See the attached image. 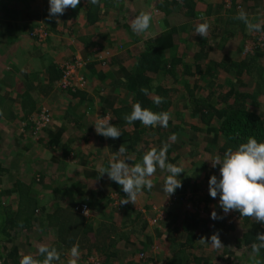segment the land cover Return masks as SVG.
Returning <instances> with one entry per match:
<instances>
[{"label": "crops", "instance_id": "obj_1", "mask_svg": "<svg viewBox=\"0 0 264 264\" xmlns=\"http://www.w3.org/2000/svg\"><path fill=\"white\" fill-rule=\"evenodd\" d=\"M191 1L196 4L199 13L198 18L192 20L193 26L196 28L202 20L210 19L220 30L215 37H211L214 45L205 46L207 59L202 61L201 58H194L203 51L204 38L195 30H190L191 19L186 16L188 9L180 5L187 0H100L98 5L81 0L76 9L69 7L62 16L55 17L54 25L49 18V3L46 0H28V6L18 8L13 2L10 6L8 0H0V86L3 87L4 96H9L0 106V110H3V114H0V162L3 160L9 168L1 176L3 184L0 190L11 189L10 179H13V183L22 181L29 184L27 174L38 170L41 172V168L47 172V176H52L49 178H57L60 166L51 163V158H55L66 163L60 174L82 184L81 191L88 193L80 198L76 188L71 190L67 198L74 199L72 205L86 204L85 196L96 191L102 193L97 199L102 203L105 216L111 215L119 226L126 220L123 211L132 209L135 213L143 214L153 245L147 252V255L150 253L154 257L149 263H166L167 254L179 248V245H173L181 235L176 230L186 228L189 218L196 221V246L207 245L209 236L204 230L203 221L210 217L213 210L220 208L219 196L211 198L208 190L210 176H219V169L214 168L211 161L219 155L224 141L216 122L213 124L214 130L209 131L204 120L190 114L189 109L183 112L180 119L174 118L171 112L175 107L172 104L173 107L167 106V102H173L179 96L178 90L183 89L186 82L199 81L200 77L189 70L190 64L207 65L211 61L215 63L214 68L222 65L213 72L216 94L225 95L236 89V92L251 95L253 99L247 101L248 109L264 119V50L254 42L251 44L256 33L249 35L244 23L236 18L239 11L244 10L254 23L264 25V0ZM141 12L152 15V24L148 32L138 35L132 31L130 24ZM29 26L37 28L35 35L41 37V33L47 31L50 35H46L45 41L36 43L27 34ZM185 26L188 28L184 32ZM170 27L180 31L172 35V45L178 47L165 52V57L170 58L175 52L178 59L187 65L178 70V82L173 85L171 78L159 79L152 74L149 76L152 83L140 88L136 94L130 93V98H127L124 85L128 84V80L123 79L118 56L130 52L129 48L134 46L138 47L139 52H144L147 39L161 37ZM11 38L16 41H10ZM123 46H127L126 50L122 49ZM102 54L111 55L113 62L107 68L92 64ZM137 56L130 58L127 55L124 69L138 63ZM64 63L75 66L72 85H78L83 78L87 81L74 95L59 88L60 77L63 76H60L59 70ZM239 73L242 75L238 81L243 82L237 85ZM173 87L176 91L172 90ZM144 88L148 89V95L141 91ZM26 94L30 96L26 97ZM160 97H163L162 103H152ZM24 103H28V107ZM135 103L153 112L161 107L165 109L171 116L168 127H145L139 121L128 124L125 117ZM29 109L34 113L30 114ZM42 109L49 110L52 119L49 125L41 127V136H37L30 120L40 117L41 113H38ZM105 115L121 131L120 138H105L96 133L94 124ZM172 136H175V140L171 139ZM163 144L169 146L168 162L178 164L185 170L180 177L182 187L168 197L162 191L167 172L158 168L152 177V190H143L135 204L121 205L125 194L120 187L113 185L115 182L110 181L107 174L100 176V170L108 167L122 145L127 149L126 154L132 155L131 163L135 164L149 149H159ZM21 149H25L22 154L19 153ZM42 154L45 157L43 162ZM9 194L5 201L16 203L15 196ZM68 204L61 203V206L66 208ZM90 212L89 216H85L87 219L96 216V221H99L104 215ZM229 215L230 225L232 216L233 223H236L238 217L234 211L226 217ZM155 220L156 224L152 223ZM155 226L159 227L156 229ZM166 230L174 233L170 243L159 236ZM228 249L232 251L231 246ZM139 251L133 249L125 252L126 261L136 257L142 259L144 252ZM22 252V255H27L24 250ZM212 254L216 260L218 255L204 247L203 258H212ZM89 260L94 259L90 257Z\"/></svg>", "mask_w": 264, "mask_h": 264}, {"label": "trees", "instance_id": "obj_2", "mask_svg": "<svg viewBox=\"0 0 264 264\" xmlns=\"http://www.w3.org/2000/svg\"><path fill=\"white\" fill-rule=\"evenodd\" d=\"M12 2L17 5V8L28 6V0H8V5L11 6ZM180 5L187 7L186 16L191 19L190 30H195L192 20H196L199 15L196 11V4L191 0H187L186 3ZM16 11L15 9V13ZM54 19L55 17L50 18L53 25ZM204 20L205 21L202 20L201 23L206 22L210 25L208 35L203 39V51H201L199 56L194 58V60H199V58H201V61L202 59H207L205 46L212 45L213 41L211 37H215L220 31L213 21L210 19ZM187 28L186 26L184 27V32ZM36 29L37 28L33 26H29V31L27 32L30 39L36 43L45 41L46 35H50L47 31V33H44V38H41L40 35H35L34 32ZM169 29L170 30L162 34L161 37L147 39L146 46L144 47L146 50L144 52H139L138 47L134 46L129 48L130 52L121 53L120 56H118L117 61H119V67L120 64L123 67H120L124 74L123 77H125L123 79L126 81L128 80V84L126 83L124 85L125 96L127 98H130V93L134 92L136 94L139 92L138 90L140 88L146 87L152 83L153 81L149 77L152 74H155L159 79L166 77L171 78L173 85L178 82L176 79L177 76H179L178 70L183 66L187 67V65L183 64L182 61L178 59L175 52L172 53L170 58L165 57V52H171L177 49L178 45H172V35L180 33L176 27H170ZM261 35V33H256L251 39V44L254 42L258 48L264 50V44L259 42ZM160 39H163V41L160 42ZM10 41L15 42L16 39L11 38ZM126 48L127 46L122 47V49L125 50ZM97 54L99 53H95V55ZM137 54L139 55L138 63L130 66L127 70L124 69L123 64L126 63L127 55H129L130 58H134ZM111 59L110 54H102V56L97 57L92 64L96 63L102 68H107L113 62ZM72 66L71 64L68 65V63H64L60 68V76L61 74H63V76L62 78L60 77L61 80L59 79V88L74 95L78 93L82 84L85 86L87 81L83 78L78 85H72V75L67 76L68 72L72 73L70 69L75 68ZM212 66H215V63L211 61L208 62L207 65H200L198 63L190 64L189 70L191 72L193 71L192 74L194 76L197 75L200 77L199 81L194 83L186 82L183 89L178 90L179 96L176 97L173 102H167V106L173 105L175 107L171 115L179 119L183 116V112L189 109L190 114L204 120V124L209 131L214 130L215 125L213 124L216 122L218 124L217 129L224 141L218 156L223 158L225 151L229 148L235 150L239 144L246 142L248 137H255L259 142H264V119L261 115L248 109L247 101H252L253 99L251 95L236 92V89H232L230 93L225 95L216 94V78L213 72H216V68L222 65H218L216 68ZM209 69L212 71H209ZM241 75L242 74L239 73L236 82L240 80ZM241 82H243V80L238 81L237 85H240ZM172 90L176 91L174 87ZM182 95H184V97ZM27 96H30V94H26V97ZM8 98V95L4 96L3 87L0 86V106L3 105L5 99ZM117 98L118 97H116L115 100H117ZM123 98L122 96V100ZM110 102L113 101L111 100ZM152 103L155 104V102ZM28 105L29 104L26 103L25 107H28ZM44 110L45 109H42L38 114L41 113V115H43ZM45 111L46 115L48 114L50 116L49 118L52 119L50 111ZM162 111L166 110L161 107L155 112L158 113ZM28 112L30 114L34 113L32 109H29ZM29 113H26V115ZM0 114H3V110H0ZM28 118L31 119L30 117ZM39 121L40 117H33L30 120L33 125L34 134L37 136H41V132L36 131ZM50 149L53 150V148ZM24 152L25 149H21L19 153L22 154ZM2 161L0 162V186L3 184L1 176L7 173L9 169L8 166L4 164V161ZM8 161L10 162V160ZM51 163L59 164L60 166L57 178L54 177L51 179L52 176L49 174V176H47L45 174L47 172H43L41 168V172L38 170L29 176V184L22 181H15L13 183V179H10V181L12 180L11 189L7 191L0 190V264H20L23 250L27 255H32L34 259L42 260L43 257L40 256L38 252L39 247L42 245L49 248L55 247L61 257L59 264H67L70 257L69 250L74 244H78L80 250L77 264L126 263L127 256L125 252H129L133 249L137 252L139 250V252H144L142 253L144 255L142 259L136 257V259L128 261V264H151L149 262H152L154 257L150 253L147 255V252L153 245L152 239L147 232L148 223L143 214L141 212L135 213L132 209H129L127 212L130 213L127 214V212H124L121 208L123 213H126V220L123 225L119 226L111 215L105 216L101 208L102 203H99L97 199V196L102 193L95 191L87 195V197L85 196L84 202L86 204L83 205H86L92 212L94 211L95 215L98 213L104 215L101 216L102 218L99 219V221H96V216L95 218L87 219L80 209L81 205H72L74 199L67 198L69 197L68 194L71 192L70 190L75 188L76 192L79 193V197L88 194L81 191L83 185L79 184V182H72L71 179L68 177L65 178L60 174L64 171L63 166H65L66 163L63 161L60 162L55 158H51ZM215 168L219 169L218 166ZM50 176L51 178H49ZM113 185L120 187L116 183ZM9 193L15 196L16 203H8L5 201ZM103 195L106 194L103 193ZM61 203L69 204L66 208H62ZM216 209L218 215L224 216L221 208L217 207ZM112 213H115V209H113ZM234 213L238 218L236 224L232 225L226 223L229 219V217L226 216H224L223 220L218 221H213L210 217L204 220V230H206L207 236L209 237L207 245L200 247L196 246V239L198 238L196 237L198 235L195 234L197 232L196 221L189 218L186 228L176 230L181 235H178L177 238L179 239L173 245H179V248L171 250L167 254V261L165 264H264V249H261L257 255L252 253V245L254 243H259L257 236L264 233V224L256 223V221L250 217H241L236 211H234ZM155 228L157 229L158 227L155 226ZM164 234H166V236H164ZM212 235H218L221 241V246L219 248L211 246ZM159 236L170 243V238L174 236V233L172 230L169 232L166 230L162 234L160 233ZM182 240L183 243H181ZM230 246L234 248L232 251L228 249ZM204 247L207 249L210 248L212 253L218 255L216 260L213 259V257H215L213 254L212 258H203ZM82 251L83 253H81ZM90 257H93L95 260L94 263L90 262Z\"/></svg>", "mask_w": 264, "mask_h": 264}, {"label": "clouds", "instance_id": "obj_3", "mask_svg": "<svg viewBox=\"0 0 264 264\" xmlns=\"http://www.w3.org/2000/svg\"><path fill=\"white\" fill-rule=\"evenodd\" d=\"M48 3L49 18H53L62 16L69 7L76 9L81 0H48ZM88 3L98 5L100 0H88ZM236 18L244 23L249 35L264 34V25L254 23L246 11H239ZM151 24L152 15L141 12L131 22L130 27L134 33L140 35L148 32ZM209 27L208 23H201L196 26L195 32L201 38H206ZM141 91L148 95V89L144 88ZM162 102V98H157L155 101L156 104ZM170 119V113L166 111L153 112L148 108H143L140 103L133 104L132 111L125 117L128 124L139 121L143 126L151 128H167ZM110 121L108 115L98 119L94 124L96 133L105 138H120L121 131ZM171 139L175 140V136H172ZM168 147L167 144H163L159 149L151 148L143 154L140 162L132 164V155L126 154L127 149L122 145L108 167L100 170V176L107 174L109 180L118 184L125 194L126 198L120 201L121 205L135 204L143 190H152L154 186L152 177L158 168L167 172L162 191L168 197L182 187L180 177L182 173H185V170L178 164L168 162ZM121 156L124 158L120 159ZM211 163L214 168L219 167V176H210L208 181L209 195L213 199L219 196V206L224 216L231 211H236L241 217H250L256 223L264 224V142H259L255 137H248L247 141L239 144L235 150L229 148L225 151L223 158L215 156ZM90 213L89 209H84V216H89ZM224 216L218 215L215 210L210 213V219L213 221L223 220ZM233 218L234 216L231 217V219ZM257 240L259 243L252 245L254 255L259 254L260 250L264 249V233L259 234ZM211 246L215 248L221 246L218 235L211 236ZM38 252L43 257L42 260H36L30 254L22 255L20 264H59L61 257L55 247L49 248L42 245ZM69 254L70 259L67 264H77L80 256L79 245L74 244L69 250Z\"/></svg>", "mask_w": 264, "mask_h": 264}, {"label": "built area", "instance_id": "obj_4", "mask_svg": "<svg viewBox=\"0 0 264 264\" xmlns=\"http://www.w3.org/2000/svg\"><path fill=\"white\" fill-rule=\"evenodd\" d=\"M44 34L43 33H41V38H44ZM259 42L260 43H263L264 44V34H262L261 36H260V39H259ZM72 67H74V66H72ZM71 68V67H70ZM69 68V69H70ZM69 69H68V71H69ZM73 69L74 68H72V69H70L72 72H73ZM72 75V73L70 72H68L67 73V76H71ZM82 81V80H81ZM82 86H83V84H82ZM50 116L47 114L46 115V111L44 110V113H43V115L40 117V122H39V124L38 125H40V126H42V124H48L50 121H51V119L49 118ZM85 208H87V206L86 205H81L80 206V209L84 212V209ZM88 209V208H87ZM234 221V218L232 219V221H231V223ZM156 220L155 221H153L152 223H154V224H156ZM230 223V222H229ZM92 263H94V261L92 262ZM97 264V263H96Z\"/></svg>", "mask_w": 264, "mask_h": 264}, {"label": "rangeland", "instance_id": "obj_5", "mask_svg": "<svg viewBox=\"0 0 264 264\" xmlns=\"http://www.w3.org/2000/svg\"><path fill=\"white\" fill-rule=\"evenodd\" d=\"M41 32H42V31H41ZM74 67H75V66H74ZM43 125H44V124H42V126L38 125L36 131H39V132H40L41 127H43ZM5 139H6V138H4V140H5ZM9 141H10V140H9ZM40 149H41V147H40ZM36 150H37V149H36ZM44 159H45V157H44V155L42 154V162L44 161ZM40 161H41V157H40ZM19 170L21 171V168H20ZM21 173H22V172H21ZM30 175H31V174H27L28 178H29ZM68 182H69V180H68ZM68 182H67V183H68ZM70 191H71V190H70ZM14 203H15V202H14ZM223 215H224V213H223ZM228 217H229V216H228ZM229 220H230V219H229ZM229 220H227V224H228V225H230V224H229V222H230ZM231 220H232V219H231ZM232 224H236V223H232ZM232 224H231V225H232ZM150 226H152V225H150ZM157 227H159V226H157ZM152 237H154V236H152ZM231 249L233 250L234 248L231 247ZM235 251H236V250H235ZM197 253H198V250H197ZM69 259H70V257H69Z\"/></svg>", "mask_w": 264, "mask_h": 264}]
</instances>
